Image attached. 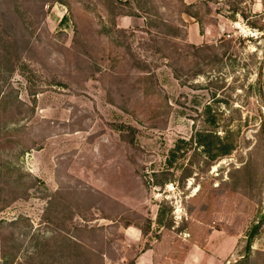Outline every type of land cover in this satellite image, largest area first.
<instances>
[{
    "label": "rangeland",
    "instance_id": "374dc122",
    "mask_svg": "<svg viewBox=\"0 0 264 264\" xmlns=\"http://www.w3.org/2000/svg\"><path fill=\"white\" fill-rule=\"evenodd\" d=\"M181 9L0 0V264H264V0Z\"/></svg>",
    "mask_w": 264,
    "mask_h": 264
},
{
    "label": "crops",
    "instance_id": "0c3cea01",
    "mask_svg": "<svg viewBox=\"0 0 264 264\" xmlns=\"http://www.w3.org/2000/svg\"><path fill=\"white\" fill-rule=\"evenodd\" d=\"M185 2L188 5H192V4L197 3L198 0H185ZM200 32H201L200 25L197 22H195V20H193L192 23H190L187 28V36H186L187 40L195 44L201 42L203 37ZM136 232L137 234H139V237L140 236L143 237V233L141 230H139V228H137ZM153 257H154V251L151 249H147L144 252H141V254L138 256L136 264H155ZM170 260L171 259L168 256L164 264H169Z\"/></svg>",
    "mask_w": 264,
    "mask_h": 264
},
{
    "label": "water",
    "instance_id": "95a60500",
    "mask_svg": "<svg viewBox=\"0 0 264 264\" xmlns=\"http://www.w3.org/2000/svg\"><path fill=\"white\" fill-rule=\"evenodd\" d=\"M255 89H256V91H257V87H256V85H255ZM263 216H264V211L262 210V211L259 213L258 218H257V221H256L255 224L253 225L252 230H251V232H250V234H249V236H248L247 244H246V249H245V256H244L243 258H247V257L249 256L250 250L252 249V245H251L252 240H253V238H254L255 235H256V232H257V230H258V228H259V225H260V223H261V221H262V219H263ZM226 264H230V263L227 262Z\"/></svg>",
    "mask_w": 264,
    "mask_h": 264
},
{
    "label": "trees",
    "instance_id": "16d2710c",
    "mask_svg": "<svg viewBox=\"0 0 264 264\" xmlns=\"http://www.w3.org/2000/svg\"><path fill=\"white\" fill-rule=\"evenodd\" d=\"M200 0H198V2H199ZM177 2H178V4H179V6L182 8L181 10H180V16L182 17L183 15H188V16H190V17H192V18H196V19H198L197 18V16H195L193 13H191L190 12V8H193V7H195V5L198 3H195V4H192V5H188V4H186V2H185V0H177ZM138 8V10H139V12L141 13V11H143L142 9H140V7H137ZM146 13V12H145ZM146 15H148V14H145V19L147 20V16ZM126 16H134V14H132V15H126ZM181 21H182V19H181ZM198 21V20H197ZM199 22V24H200V26H201V28H202V25H201V23H200V21H198ZM178 36L177 35H175V38H177ZM225 152V151H224ZM142 233H143V235H144V232L142 231Z\"/></svg>",
    "mask_w": 264,
    "mask_h": 264
}]
</instances>
